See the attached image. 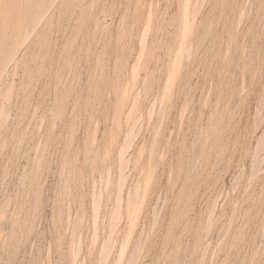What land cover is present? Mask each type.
I'll use <instances>...</instances> for the list:
<instances>
[{
	"label": "rangeland",
	"instance_id": "rangeland-1",
	"mask_svg": "<svg viewBox=\"0 0 264 264\" xmlns=\"http://www.w3.org/2000/svg\"><path fill=\"white\" fill-rule=\"evenodd\" d=\"M0 264H264V0H0Z\"/></svg>",
	"mask_w": 264,
	"mask_h": 264
},
{
	"label": "bare ground",
	"instance_id": "bare-ground-1",
	"mask_svg": "<svg viewBox=\"0 0 264 264\" xmlns=\"http://www.w3.org/2000/svg\"><path fill=\"white\" fill-rule=\"evenodd\" d=\"M56 1V0H55ZM23 39V38H22Z\"/></svg>",
	"mask_w": 264,
	"mask_h": 264
}]
</instances>
